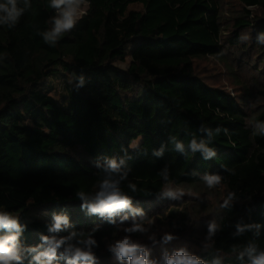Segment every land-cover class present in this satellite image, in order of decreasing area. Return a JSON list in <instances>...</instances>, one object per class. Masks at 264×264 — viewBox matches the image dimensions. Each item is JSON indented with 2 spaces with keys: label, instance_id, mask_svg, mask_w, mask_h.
Here are the masks:
<instances>
[{
  "label": "trees",
  "instance_id": "obj_1",
  "mask_svg": "<svg viewBox=\"0 0 264 264\" xmlns=\"http://www.w3.org/2000/svg\"><path fill=\"white\" fill-rule=\"evenodd\" d=\"M237 1L242 12L233 17L228 39L222 35L223 0H86V13L55 47L39 34L51 28L55 15L48 0H31L14 27L0 26V210L27 224L26 246L48 234L53 212H66L75 230L87 234L100 226L96 264L110 260L107 245L122 238L129 222L111 225L87 216L76 192L96 191L102 168L95 162L103 166L114 157L131 169L122 190L149 217L160 201L165 167L172 186L199 194L207 188L201 175L220 174L224 200L229 192L236 200L220 207V230L195 255L208 264L216 258L247 264L246 256L238 259L243 247L255 243L264 250V135H253L264 108L250 115L244 97L210 86L195 69L197 60L221 58L226 46H240L244 31L264 55L258 40L264 0ZM134 5L142 10H130ZM126 59L127 71L116 67ZM81 76L85 85L77 89ZM53 81L62 82L60 100L52 95ZM202 127L222 131L208 137ZM172 137L183 142V153ZM137 138L139 146L129 148ZM193 138L208 140L216 157L192 153ZM161 147L163 155H153ZM237 224L253 227L234 235Z\"/></svg>",
  "mask_w": 264,
  "mask_h": 264
},
{
  "label": "clouds",
  "instance_id": "obj_2",
  "mask_svg": "<svg viewBox=\"0 0 264 264\" xmlns=\"http://www.w3.org/2000/svg\"><path fill=\"white\" fill-rule=\"evenodd\" d=\"M86 0H48V6L55 11L50 19L51 28L39 33L44 42L55 47L58 40L66 32H71L78 20L84 14L81 6ZM22 5V6H21ZM31 0H0V26L14 27L20 17L29 9H31ZM258 40L264 43V33ZM85 85L83 76L79 77L76 88L79 89ZM255 131L253 135H264V122L255 123ZM202 131H206L208 137L219 134L222 129L217 127L213 132L212 129L202 127ZM227 133V129L223 130ZM175 150L184 152L183 142L172 137ZM139 146V138L131 141L129 148L135 149ZM189 148L192 153L201 152L206 160L216 157V149L209 146V141L205 139L197 141L196 138L191 139ZM127 154V150L124 149ZM164 152L163 147L153 152V155L159 157ZM96 167L102 168V175L96 185V191L86 193L77 191L76 197L81 202V209L86 210L87 216H96L111 225H125L122 227L125 235L115 240V242L107 245L108 251L112 254L119 264H208V262L198 255L187 250L186 247L169 252L164 250L160 259L151 258L152 249L146 244L133 239V234L139 233L145 235L150 233L155 223L154 218L148 216L143 208L134 206L133 198L127 195L121 188L123 181L127 180L130 168L124 169L125 159L107 158L103 166L96 161ZM227 170V169H226ZM159 175L165 181L163 189L158 193L160 198H168L171 200H180L185 195L184 191L175 188L169 181V168L165 167L159 172ZM192 175H197L193 172ZM200 180L212 189L219 186L223 180L220 174H209L205 172L200 176ZM128 188L136 192L135 184L129 182ZM236 200L235 193L229 192L227 198L221 204L222 209L230 208L232 202ZM119 218V223L117 221ZM259 227V225H255ZM99 225L93 227L87 234L83 231L75 230L70 222V217L66 212L52 213L51 222L47 225V235H41L40 243L35 246H26L22 241L23 233L27 229V224L22 223L20 217L13 215L6 210H0V264H25L28 256H31L29 264H58L60 260H64L65 264H96L97 256L93 251L99 247L94 233L99 230ZM220 224L212 220L207 225V235L205 239L212 242V238L220 230ZM253 225H236V233L241 235L246 229ZM61 233H67L61 235ZM148 240L155 245L156 234L148 235ZM178 239L177 236L170 232H164L159 243L167 245L173 240ZM211 243L205 244L210 247ZM233 252L237 251V247H233ZM248 258L247 264H264V250H261L257 244L249 243L243 250L239 252L238 259L243 261L244 257ZM211 264H221L219 258L214 259Z\"/></svg>",
  "mask_w": 264,
  "mask_h": 264
},
{
  "label": "rangeland",
  "instance_id": "obj_3",
  "mask_svg": "<svg viewBox=\"0 0 264 264\" xmlns=\"http://www.w3.org/2000/svg\"><path fill=\"white\" fill-rule=\"evenodd\" d=\"M81 8L83 12H86L85 5ZM130 10H142V7L134 5L130 7ZM241 12L242 6L237 0H223L224 31L222 35L224 39L231 37L233 17ZM241 41L238 47L226 46L221 58L197 60L195 69L210 86L224 89L233 96L236 93L237 96L244 97L246 109L252 115L260 107L264 108V64L262 63L264 55L255 46L249 31L241 34ZM130 63L131 60L126 59L125 62L116 63V67L127 71ZM61 83L53 81L55 87L52 95L56 96L57 100L61 97ZM175 188L184 191L183 198L180 200L160 198V201L151 206L154 211L150 217L154 218L155 223L150 233L145 235L136 233L132 237L150 247L151 258L154 259H160L164 250L172 252L180 247H186L193 254L197 253L207 243L205 237L208 223L217 218L221 210L220 206L224 202L225 194L219 186L212 189L204 188L201 190L202 194L190 188ZM152 232L156 234L158 241L155 245L147 238ZM164 232H170L178 239L163 245L159 241ZM124 235L123 232L122 237ZM106 264H119V262L111 256Z\"/></svg>",
  "mask_w": 264,
  "mask_h": 264
},
{
  "label": "built area",
  "instance_id": "obj_4",
  "mask_svg": "<svg viewBox=\"0 0 264 264\" xmlns=\"http://www.w3.org/2000/svg\"><path fill=\"white\" fill-rule=\"evenodd\" d=\"M83 5H85V7H88V3H84ZM257 8L255 7V6H250V7H248V10H250V11H255ZM87 11V10H86ZM84 14L86 13V12H83ZM83 14V15H84ZM82 15V16H83ZM252 17H253V15H252Z\"/></svg>",
  "mask_w": 264,
  "mask_h": 264
}]
</instances>
